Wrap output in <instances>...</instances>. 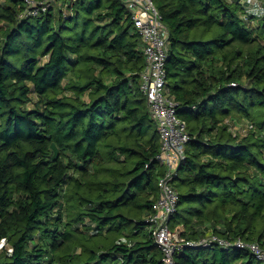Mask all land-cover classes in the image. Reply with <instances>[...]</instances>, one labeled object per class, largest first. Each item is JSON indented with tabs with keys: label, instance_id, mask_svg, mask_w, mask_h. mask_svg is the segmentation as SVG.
I'll use <instances>...</instances> for the list:
<instances>
[{
	"label": "trees",
	"instance_id": "trees-1",
	"mask_svg": "<svg viewBox=\"0 0 264 264\" xmlns=\"http://www.w3.org/2000/svg\"><path fill=\"white\" fill-rule=\"evenodd\" d=\"M153 1L167 94L191 137L170 228L264 248V0ZM24 8L0 0V264H162L145 217L165 168L125 1ZM174 260L262 264L218 246Z\"/></svg>",
	"mask_w": 264,
	"mask_h": 264
},
{
	"label": "built area",
	"instance_id": "built-area-1",
	"mask_svg": "<svg viewBox=\"0 0 264 264\" xmlns=\"http://www.w3.org/2000/svg\"><path fill=\"white\" fill-rule=\"evenodd\" d=\"M54 1L56 0H25L21 16L44 12ZM124 1L142 39L145 67L140 76V90L158 128L160 151L156 158L165 168L164 174L157 181L158 195L145 217L154 243L162 251V264H175V254L184 249L215 246L247 251L264 264V248L257 241H245L241 238L231 241L213 231L198 238H188L170 228V218L176 212L180 199L174 181L178 167L185 158V146L191 137L185 121L177 116V103L167 94L165 62L168 30L162 16L153 0Z\"/></svg>",
	"mask_w": 264,
	"mask_h": 264
},
{
	"label": "crops",
	"instance_id": "crops-1",
	"mask_svg": "<svg viewBox=\"0 0 264 264\" xmlns=\"http://www.w3.org/2000/svg\"><path fill=\"white\" fill-rule=\"evenodd\" d=\"M246 5L248 10H258L259 8V4H260V0H242ZM259 3V4H258ZM209 232H212L211 228H207L205 233L208 234Z\"/></svg>",
	"mask_w": 264,
	"mask_h": 264
},
{
	"label": "rangeland",
	"instance_id": "rangeland-1",
	"mask_svg": "<svg viewBox=\"0 0 264 264\" xmlns=\"http://www.w3.org/2000/svg\"><path fill=\"white\" fill-rule=\"evenodd\" d=\"M240 124H241V123H236L235 129H240V127H241ZM241 131H242V130H241ZM242 132H244V130H243Z\"/></svg>",
	"mask_w": 264,
	"mask_h": 264
}]
</instances>
